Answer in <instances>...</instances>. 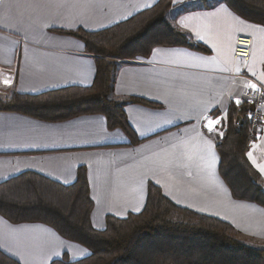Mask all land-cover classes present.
<instances>
[{
    "label": "crops",
    "instance_id": "obj_1",
    "mask_svg": "<svg viewBox=\"0 0 264 264\" xmlns=\"http://www.w3.org/2000/svg\"><path fill=\"white\" fill-rule=\"evenodd\" d=\"M158 1L2 0L1 82L26 95L90 86L93 56L81 41L52 31L97 32ZM171 1L167 22L208 52L156 48L146 59L122 62L115 97L159 105H125L140 142L132 145L123 130H108L102 115L51 123L0 111V183L33 172L69 186L84 167L95 230L105 229L108 216L139 213L152 183L175 205L229 223L245 245L264 248V209L232 198L218 173L215 142L223 132L219 124L213 131L207 127L209 119L225 123L229 104H238L250 80L264 87V27L234 14L223 0ZM239 36L251 41L247 60L234 56ZM246 157L264 190V126ZM0 250L20 264H50L64 254L75 261L89 254L47 225H15L1 216Z\"/></svg>",
    "mask_w": 264,
    "mask_h": 264
},
{
    "label": "trees",
    "instance_id": "obj_2",
    "mask_svg": "<svg viewBox=\"0 0 264 264\" xmlns=\"http://www.w3.org/2000/svg\"><path fill=\"white\" fill-rule=\"evenodd\" d=\"M223 2L242 19L264 27V0ZM171 6V0H159L130 19L97 32L52 31L81 41L85 51L93 56L92 84L36 95L20 94L13 89L5 99H0V111L51 123L102 115L108 130H123L132 145L140 142L127 122L125 105H159L140 98L115 97L122 62L136 57L146 59L156 48L185 47L208 52L167 22ZM238 121L240 125L236 124ZM225 122L224 136L215 142L219 176L234 200L264 209L261 177L246 157L252 141L247 105L231 102ZM92 207L84 167L79 168L75 183L69 186L33 172L0 183L3 219L15 225H47L66 241L89 252L75 261L64 254L50 264H264V248L245 245L229 223L175 205L152 183H148L146 203L139 213H129L121 219L108 216L104 230L91 226ZM0 264L20 263L0 250Z\"/></svg>",
    "mask_w": 264,
    "mask_h": 264
},
{
    "label": "built area",
    "instance_id": "obj_3",
    "mask_svg": "<svg viewBox=\"0 0 264 264\" xmlns=\"http://www.w3.org/2000/svg\"><path fill=\"white\" fill-rule=\"evenodd\" d=\"M2 0H0L1 2ZM251 41L249 38L239 36L236 38L234 56L235 58L248 59ZM256 85L255 89L249 87L243 99L248 108V124L251 140L254 141L259 136L264 126V87L256 81L250 80L249 85Z\"/></svg>",
    "mask_w": 264,
    "mask_h": 264
},
{
    "label": "rangeland",
    "instance_id": "obj_4",
    "mask_svg": "<svg viewBox=\"0 0 264 264\" xmlns=\"http://www.w3.org/2000/svg\"><path fill=\"white\" fill-rule=\"evenodd\" d=\"M170 24V23H169ZM136 58H139V57H136ZM136 58H133V60L134 59H136ZM143 59H145V58H143ZM127 60H132V59H127ZM5 74V73H4ZM1 76V75H0ZM249 88V86L247 87V89ZM247 89L244 91V93L243 94H245V92L247 91ZM13 90V85L12 84H5V85H3V83L1 82V80H0V99H5L6 98V96L11 92ZM238 104H245V105H247L246 104V101L243 99V95L241 96V97H239V102H238ZM220 120V122L218 123L219 124V126H220V130H222V132H223V134H222V137L224 136V132H225V123L223 122V120L222 119H219ZM261 182H262V179H261ZM262 185H263V183H262Z\"/></svg>",
    "mask_w": 264,
    "mask_h": 264
},
{
    "label": "snow or ice",
    "instance_id": "obj_5",
    "mask_svg": "<svg viewBox=\"0 0 264 264\" xmlns=\"http://www.w3.org/2000/svg\"><path fill=\"white\" fill-rule=\"evenodd\" d=\"M5 83H9V81L6 80ZM249 87L255 89L256 85L251 84V85H249ZM219 122H220L219 119L214 120V121L209 119L208 124H207V127H208L209 131H213L214 130V125L218 124ZM249 155H251V153Z\"/></svg>",
    "mask_w": 264,
    "mask_h": 264
},
{
    "label": "water",
    "instance_id": "obj_6",
    "mask_svg": "<svg viewBox=\"0 0 264 264\" xmlns=\"http://www.w3.org/2000/svg\"><path fill=\"white\" fill-rule=\"evenodd\" d=\"M238 120H239V119H238ZM236 124H237V125H240V124H241V122H240V121H238Z\"/></svg>",
    "mask_w": 264,
    "mask_h": 264
}]
</instances>
